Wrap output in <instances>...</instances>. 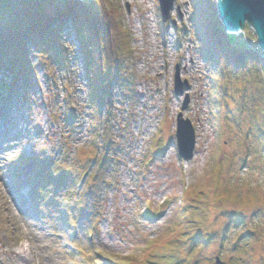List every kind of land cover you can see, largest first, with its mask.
Wrapping results in <instances>:
<instances>
[{
	"label": "rangeland",
	"instance_id": "obj_1",
	"mask_svg": "<svg viewBox=\"0 0 264 264\" xmlns=\"http://www.w3.org/2000/svg\"><path fill=\"white\" fill-rule=\"evenodd\" d=\"M118 2L137 56L133 65L138 76L137 93L134 101L122 91L116 93L115 90L112 94L111 127L118 146L122 144L121 157L116 159L118 166L114 163L110 169L106 167L96 196L81 187L79 179L77 190H85L87 211L75 220L83 227V235L74 243L86 251L82 257L72 246L62 247L64 239H68L66 233L71 230L67 210L62 208L60 214L48 209L52 201L41 202L38 195L33 197V188L28 190L24 184L30 183L35 162L43 158L58 160L59 169L74 168L76 173L80 165L87 164L85 153L92 142L89 131L92 118L86 100L83 59L79 55L69 69L58 68L54 73L49 71L47 63L39 61L36 50L31 47L28 63L32 71L27 91L25 79L17 93L20 99L14 95L16 93L10 95L9 90L0 87V107L2 103L3 111L7 112L6 103L11 105L7 118L12 129L9 141L1 139L5 147L0 153V264H71V260L82 264L83 258L91 264L89 256L94 261L99 259L95 250L105 258L119 260L137 256L141 259L143 252L149 250L147 246L163 235L171 239V244L165 239L160 245L164 248L159 247L157 251L151 248L154 253L148 256L147 264H180L181 260L182 264H214L217 257L226 262L235 255L236 235L245 228L263 235L257 237L254 255L247 263L260 264L264 251V152L254 149L252 138L244 142L240 134L227 127L229 133L223 131L213 120L211 113L215 102L211 92L215 89L211 88L214 84L210 76L217 73L218 68L194 50L192 36H184L179 45L173 27H169L164 36L160 35L158 0ZM190 2L175 0V9L167 22L169 26L190 24ZM246 27L236 35L245 37L246 30L254 32L248 24ZM70 42L78 47L74 37ZM177 67L181 79L190 82L186 90L190 104L184 114L197 125L196 151L189 161L178 156L175 138L176 116L182 111L185 98V95H176L174 90ZM3 79L10 82L0 69V84ZM66 88L71 89L70 104L66 100ZM69 107L76 111L72 114L73 129L65 122ZM128 109L133 115L131 122ZM157 139L161 140L158 149H167L162 155L150 158ZM245 143L251 148L247 149ZM111 147L106 158L114 152ZM149 159L150 165L146 166L145 160ZM29 183L26 184L29 186ZM201 187H205V194L200 195L199 207L186 212L185 209L181 214L180 208L190 200L186 201L188 192L191 196ZM56 194L65 198L66 193L57 190ZM149 211L151 215L147 217ZM229 217L243 220L238 219L240 222L232 226L231 233L223 237V241L212 238L201 251L190 248L192 243L184 238L188 230L204 224L206 230L219 234ZM169 226L178 228L176 238L175 233H167ZM50 231L53 235H49ZM89 231L95 234L92 242L86 239ZM185 242L189 248L183 250L181 244ZM220 248L222 254H218ZM236 254L238 257L240 253ZM130 261L121 260L125 264Z\"/></svg>",
	"mask_w": 264,
	"mask_h": 264
},
{
	"label": "trees",
	"instance_id": "obj_2",
	"mask_svg": "<svg viewBox=\"0 0 264 264\" xmlns=\"http://www.w3.org/2000/svg\"><path fill=\"white\" fill-rule=\"evenodd\" d=\"M217 1L191 0L190 24L186 26L185 23L177 25L172 23L169 26L159 23L160 35L164 36L166 30L173 27L179 45L184 36L190 38L192 36L191 39L196 45L194 50L218 68V72L210 76L214 84L211 88L215 89L213 93L211 92L215 102L211 113L213 120L223 131L229 133L227 128H231L232 132L240 134L239 137L245 139L244 142L252 138L255 143L254 149H260L262 153L264 152V52L260 49L253 31L250 33L246 30L245 37L228 34L225 31L218 16ZM71 37L77 40V48L70 42ZM131 40L132 34L126 28L124 13L118 0H0V66L3 65V69L8 70L14 79L5 87L11 90L22 78L29 80V71H32L28 63L31 47L36 50L39 61L43 64L47 63L49 71L54 73L58 68L69 69L70 63L72 64L80 55L83 59L88 89L87 105L92 118L90 129L92 149H96L104 141L116 147V133L108 126L111 118L107 116V119H102L101 113L103 107L110 108L113 92L122 91L131 100L136 99L135 87L138 76L133 65L137 56L132 49ZM69 94V88H66V100L70 104ZM26 99L29 100L28 97ZM69 111H71L70 107ZM128 112L131 122L133 115L130 109ZM103 124L105 126L102 131ZM245 145L247 149L251 148L249 144L245 143ZM117 151L114 150L109 167L114 163L118 166L116 159L121 155ZM87 165L88 163L80 165L78 169L83 171ZM104 178V171L101 170L96 176V185L102 184ZM92 183L90 182L86 189H90ZM65 185L70 205L74 198H79V194L76 193V177L68 179ZM204 188L194 190L191 196L188 192L186 201L189 198L190 200L188 205L185 202L180 208L181 214L185 209L186 212L190 208L199 207V203L202 202L200 195L205 194ZM92 189L96 196L98 189L96 187ZM82 208H84L83 202H78L73 210L79 212ZM223 212L227 213L226 210ZM228 219L219 234L206 230V225L203 224L191 231L188 230L184 238L189 244L192 243L191 249L201 251L212 238L222 239L231 233L232 226L243 220L237 217ZM194 223L198 221L194 220ZM166 231L175 233L174 238H176L178 228L169 226ZM250 231L246 228L241 229L236 235L233 249L234 252L240 253L238 257L235 253L226 262L217 257L214 264L250 263L257 237H263L255 234L257 230ZM165 239L171 244V239L163 235L152 242V249L157 251L159 247L164 248L160 245ZM187 242L181 244L183 250L189 248ZM220 246L222 247V244ZM153 253L150 249L142 254L143 258L134 257L129 264H147L148 256ZM218 254H222V248L219 249ZM262 254L260 264H264V251ZM121 260L123 259L108 258L106 264H125Z\"/></svg>",
	"mask_w": 264,
	"mask_h": 264
},
{
	"label": "water",
	"instance_id": "obj_3",
	"mask_svg": "<svg viewBox=\"0 0 264 264\" xmlns=\"http://www.w3.org/2000/svg\"><path fill=\"white\" fill-rule=\"evenodd\" d=\"M161 18L168 22L171 12L174 10L175 0H158ZM218 16L225 31L228 34H239L248 24L255 32L258 45L264 52V0H218ZM128 9H129V5ZM188 86L187 80H182L177 67L175 76V91L182 95ZM189 96H185L183 110L189 104ZM180 157L185 160L192 159L195 150V129L190 119H185L180 112L177 117V130L175 134Z\"/></svg>",
	"mask_w": 264,
	"mask_h": 264
},
{
	"label": "bare ground",
	"instance_id": "obj_4",
	"mask_svg": "<svg viewBox=\"0 0 264 264\" xmlns=\"http://www.w3.org/2000/svg\"><path fill=\"white\" fill-rule=\"evenodd\" d=\"M6 116H7L6 112H2L1 109H0V153L5 147L2 144V142H3L2 140L9 141L10 140L9 138H10V135H11V131H12V129L9 128L8 125H4L3 122H2V120L5 119ZM71 171L76 172V170L74 168H72ZM4 183L5 182L3 181L2 184L5 185Z\"/></svg>",
	"mask_w": 264,
	"mask_h": 264
}]
</instances>
